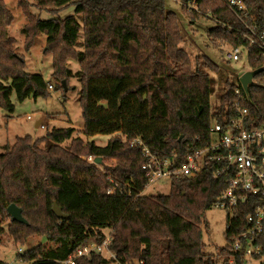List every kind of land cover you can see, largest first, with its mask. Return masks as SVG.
I'll use <instances>...</instances> for the list:
<instances>
[{
  "label": "trees",
  "instance_id": "obj_1",
  "mask_svg": "<svg viewBox=\"0 0 264 264\" xmlns=\"http://www.w3.org/2000/svg\"><path fill=\"white\" fill-rule=\"evenodd\" d=\"M27 1L17 0L30 20L22 28L26 48L37 33L46 34L52 75L58 81L76 78L80 83L76 99L82 107L84 135L110 138L104 146L85 142L69 126L53 128L34 140L30 135L18 137L12 146H3L0 214L9 216L7 207L16 204L28 223L9 216L15 240L24 243L29 235L40 234L49 243L29 248L19 258L28 264H60L79 243L102 241L103 230L110 229L109 249L121 264L134 259L142 264H217L214 255L205 253L202 230L205 213L226 187L223 179L213 177L212 162L195 177L174 178L168 194H107L106 177L111 174L121 184L128 182L135 191L142 190L144 157L130 141L141 137L160 156L174 153L183 158L205 144L215 119L229 118L239 81L222 76V92L213 109L215 79L207 69L221 72L222 67L208 55L193 61L179 46L183 40L179 16L168 8L167 0H34L48 12L53 11L50 7L74 6L75 15L49 19L27 12ZM244 1L264 28V0ZM181 2L191 19L209 17L205 0ZM189 3H195L197 10L189 11ZM214 4L211 9L219 21H213L208 33L218 45L240 44L237 33L227 26H238L231 11L223 0ZM12 21L13 15L0 0V106L9 112L14 110L13 94L20 102L50 94L43 76L27 72L24 58L14 53V39L8 33ZM70 58L80 66L75 72L67 64ZM250 65L263 69L249 86L251 101L245 105L264 114V61L251 55ZM97 157L102 158L100 163L94 161ZM108 158L114 163L105 165ZM54 201L67 219L53 213ZM243 216L239 212L235 224L227 227L226 238L242 229V222H237ZM232 255L227 245L220 249L224 264ZM113 260L94 253L79 264ZM235 264H243L238 255Z\"/></svg>",
  "mask_w": 264,
  "mask_h": 264
},
{
  "label": "built area",
  "instance_id": "obj_2",
  "mask_svg": "<svg viewBox=\"0 0 264 264\" xmlns=\"http://www.w3.org/2000/svg\"><path fill=\"white\" fill-rule=\"evenodd\" d=\"M223 2L238 23L237 27L227 24L229 31L234 30L237 33L236 38L242 40L238 45L227 44L228 60L246 59L250 63L253 55L255 60L264 61V28L256 22L254 16L249 14L244 0H223ZM186 7L189 11L197 10L195 3H189ZM211 17L219 21V18L212 15ZM254 69L256 68L251 67L249 70ZM254 83L255 79L248 85V91L241 83L235 87L229 118L224 122L215 119L209 127V138L205 144L191 149L183 158H179L174 153L171 156H160L153 152L141 137L133 138L130 146L138 148L144 157L142 170L146 182L142 190L135 191L128 182L121 184L111 174H107L109 187L106 193H121L129 196L135 193L139 196L159 180L172 181L179 177H195L204 170L208 162H212L213 177L226 182V187L217 197L214 206L226 210L228 227L235 224V217L239 212L244 214L241 221L237 222L238 224L242 222V229L229 234L227 238V246L233 254L229 257L228 264H235L236 255L240 256L243 264H250L252 260L263 262L264 114L254 113L248 105H245L251 101L249 86ZM48 87L51 88L52 85L49 84ZM26 118L29 119L30 116ZM41 126L43 127V124ZM88 159L93 160L92 157ZM110 243V233L105 234L102 241L81 242L59 263L79 264L81 258H89L94 253L113 260L116 256L109 249ZM104 251L111 253L107 257L103 254ZM135 264H142V261L137 259Z\"/></svg>",
  "mask_w": 264,
  "mask_h": 264
},
{
  "label": "rangeland",
  "instance_id": "obj_3",
  "mask_svg": "<svg viewBox=\"0 0 264 264\" xmlns=\"http://www.w3.org/2000/svg\"><path fill=\"white\" fill-rule=\"evenodd\" d=\"M25 6L26 11L33 15L39 16L41 19H49L53 17L64 18L68 15H75L73 5L62 8L50 7L48 12L44 8L35 5L34 0H28ZM5 6L13 15L12 24L8 28L9 36L14 39V53L20 55L25 61V70L29 73L41 74L47 83L52 87H48L49 96H39L34 98L27 97L24 101L17 100L15 94L11 96L14 104L13 112L7 111L0 106V153L4 152V145L12 146L18 137L30 135L33 140L45 136L46 133L53 128L74 127V136L81 137L85 142L93 140L96 144L106 145L110 135H95L87 138L83 133L84 119L82 116V107L77 101V93L80 83L76 78L68 81H58L53 75V56L47 50V36L44 33H37L34 37L33 44L29 49L25 46V35L22 28L29 24L30 20L23 11L22 6L17 0H4ZM215 0H205L204 9L209 17H217L213 9ZM169 9L176 11L179 16L183 40L179 46L182 47L187 54L195 61L197 58L204 59L205 55L215 59L221 65V72H214L209 69L207 71L215 79L213 92L211 94L212 108H216L219 103L220 94L222 92V76L228 77L232 82L239 81V77L245 71L251 69L250 63L243 59L241 61H231L227 58L228 46L218 45L214 42L212 35L208 33V28L214 26L215 21L212 17H201L199 19H191L183 8L181 0H167ZM83 41V37L79 38V42ZM77 50L82 47H76ZM72 72L77 71L80 66L77 61L70 58L67 61ZM222 74V75H221ZM64 85L66 88H64ZM30 118H26V116ZM41 121L39 126L36 123ZM43 124V127L41 126ZM120 134V133H119ZM44 144L41 143V147ZM89 160V159H88ZM105 165L114 163L113 159H105ZM171 189V181L162 179L148 187L145 191L146 195L168 194ZM10 216V215H9ZM8 215L0 214V261L8 264H28L22 261L18 254L38 244L48 246L47 239L40 234L29 235L24 243L17 242L11 232V220ZM206 225L208 227H206ZM227 212L223 207L213 206L205 213L202 223L203 240L205 242V253L212 254L217 259V264H224L223 257L219 256L220 249L227 245ZM105 234L110 233V229L103 230ZM21 251V252H20ZM111 252L104 251L105 256H109ZM137 259L130 261L135 264ZM110 264H119L113 261ZM250 264H264L252 260Z\"/></svg>",
  "mask_w": 264,
  "mask_h": 264
},
{
  "label": "water",
  "instance_id": "obj_4",
  "mask_svg": "<svg viewBox=\"0 0 264 264\" xmlns=\"http://www.w3.org/2000/svg\"><path fill=\"white\" fill-rule=\"evenodd\" d=\"M262 69H263L262 67H259V68H256L254 70L245 71L243 74L240 75L239 81L246 91H248V85L253 82L255 75L258 74L259 72H261ZM64 88H66L65 85H64ZM36 125H38V123ZM94 161L96 163H100L102 161V158L97 157V158H95ZM7 211L13 220L21 222V223H25V224L28 223L27 220L22 215V209L20 207H18L16 204L11 203L7 207ZM52 211L58 218H61V219H67L68 218V215L63 212L61 206H59L56 201L53 202Z\"/></svg>",
  "mask_w": 264,
  "mask_h": 264
},
{
  "label": "crops",
  "instance_id": "obj_5",
  "mask_svg": "<svg viewBox=\"0 0 264 264\" xmlns=\"http://www.w3.org/2000/svg\"><path fill=\"white\" fill-rule=\"evenodd\" d=\"M40 122H41V121H38V122H37V123H38V125H36L37 127L39 126ZM37 123H36V124H37Z\"/></svg>",
  "mask_w": 264,
  "mask_h": 264
}]
</instances>
